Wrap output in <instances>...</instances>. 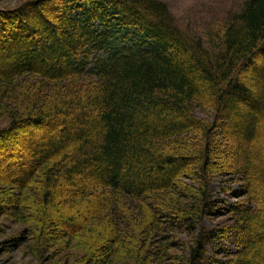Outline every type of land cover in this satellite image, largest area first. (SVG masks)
Returning <instances> with one entry per match:
<instances>
[{
	"label": "trees",
	"instance_id": "16d2710c",
	"mask_svg": "<svg viewBox=\"0 0 264 264\" xmlns=\"http://www.w3.org/2000/svg\"><path fill=\"white\" fill-rule=\"evenodd\" d=\"M205 36L157 0L0 10V217L37 252L264 264V0Z\"/></svg>",
	"mask_w": 264,
	"mask_h": 264
},
{
	"label": "rangeland",
	"instance_id": "374dc122",
	"mask_svg": "<svg viewBox=\"0 0 264 264\" xmlns=\"http://www.w3.org/2000/svg\"><path fill=\"white\" fill-rule=\"evenodd\" d=\"M34 0H0V10H11L21 4ZM167 5L169 12L175 18L176 24L190 34L204 39L211 30L222 26L229 18L239 13L246 0H157ZM201 116V114H197ZM6 120L0 119V126L6 125ZM236 183H228L226 179L215 178L210 186L211 198L217 205L232 202L228 190L235 192ZM217 219L212 220L217 224ZM211 220H204L209 227ZM175 242L191 244L188 237L174 238ZM173 240V239H172ZM33 235L23 224L13 218L0 217V264H73V251H53L45 248L37 252L34 248ZM235 250L232 244L226 247ZM213 250L209 249L208 257ZM164 264H171V261Z\"/></svg>",
	"mask_w": 264,
	"mask_h": 264
}]
</instances>
